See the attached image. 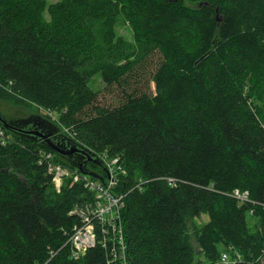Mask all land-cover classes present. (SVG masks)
I'll return each instance as SVG.
<instances>
[{"label":"trees","instance_id":"16d2710c","mask_svg":"<svg viewBox=\"0 0 264 264\" xmlns=\"http://www.w3.org/2000/svg\"><path fill=\"white\" fill-rule=\"evenodd\" d=\"M120 18L133 42L117 34ZM260 82L264 0H0V99L55 112L59 132L119 159L131 264H224V251L264 264ZM0 128L13 138H0V264H105L100 245L72 258L70 212L93 193L71 178L58 192L39 152L74 167ZM203 214L196 251L187 221Z\"/></svg>","mask_w":264,"mask_h":264},{"label":"built area","instance_id":"2783aa9c","mask_svg":"<svg viewBox=\"0 0 264 264\" xmlns=\"http://www.w3.org/2000/svg\"><path fill=\"white\" fill-rule=\"evenodd\" d=\"M0 138L2 144L13 140L12 136L2 128H0ZM39 153V164H45L58 192L61 190L64 180L71 178L74 183L83 184L84 188L93 193V201L76 205L70 212L80 218V222L74 226V232L70 238L72 258L79 260L86 255L90 248L100 245L107 252L105 264H131L127 254L122 223V210L125 206L124 195L115 190L120 174L125 173L118 165L119 159H109L106 153L99 156L106 164L110 175L102 183L75 168L58 163L52 152L40 150ZM167 180L169 184L174 185L173 179ZM233 195L240 201L249 200L247 191L241 192L236 189ZM220 260L224 264H238L241 255L234 251V256H231L229 251H224L221 253Z\"/></svg>","mask_w":264,"mask_h":264},{"label":"water","instance_id":"95a60500","mask_svg":"<svg viewBox=\"0 0 264 264\" xmlns=\"http://www.w3.org/2000/svg\"><path fill=\"white\" fill-rule=\"evenodd\" d=\"M216 20H222L218 13ZM0 126L21 137L41 142L56 155L67 160L79 172L97 179L102 183L105 182L104 176L97 171L89 169V164L96 165L106 173L107 177L110 176L106 164L98 155L91 149L80 144L70 135L59 132V128L56 125L39 115L7 119L0 112Z\"/></svg>","mask_w":264,"mask_h":264},{"label":"rangeland","instance_id":"374dc122","mask_svg":"<svg viewBox=\"0 0 264 264\" xmlns=\"http://www.w3.org/2000/svg\"><path fill=\"white\" fill-rule=\"evenodd\" d=\"M46 1L48 4H50L57 2L59 0H46ZM116 31L119 36H122L126 40L133 42L134 40L133 32L130 26L128 25V23L123 18L119 19L116 25ZM89 86L95 91H101L105 85L104 82L102 81L101 76L96 75L90 80ZM252 91H253L252 96L254 98V101L258 103L260 107V113L262 116V113L264 114V82L255 83L252 88ZM0 111L3 115L12 117V119L27 117L29 115H39L46 120H50V121L53 120L56 123H60L57 114L55 112L44 111L34 103H29L27 106H22V105L20 106V105H16L14 102H11L7 99H0ZM61 128L63 132L68 133V130L64 128L62 125ZM208 220H209L208 215L203 214L201 215V217H194L192 220L189 218L187 221V225L189 229V240L194 246L196 251H198V245L196 242V238L194 236V231L196 227L200 228L205 223H207ZM247 222L252 232L255 231L256 221L248 217Z\"/></svg>","mask_w":264,"mask_h":264}]
</instances>
